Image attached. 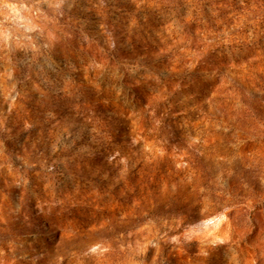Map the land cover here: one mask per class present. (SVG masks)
<instances>
[{
    "label": "rangeland",
    "instance_id": "obj_1",
    "mask_svg": "<svg viewBox=\"0 0 264 264\" xmlns=\"http://www.w3.org/2000/svg\"><path fill=\"white\" fill-rule=\"evenodd\" d=\"M0 264H264V0H0Z\"/></svg>",
    "mask_w": 264,
    "mask_h": 264
}]
</instances>
